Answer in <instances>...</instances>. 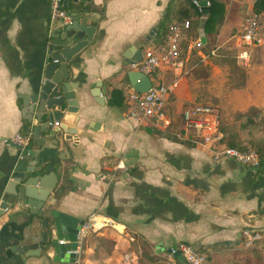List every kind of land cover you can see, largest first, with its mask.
<instances>
[{"label": "crops", "instance_id": "0c3cea01", "mask_svg": "<svg viewBox=\"0 0 264 264\" xmlns=\"http://www.w3.org/2000/svg\"><path fill=\"white\" fill-rule=\"evenodd\" d=\"M218 1L225 7L223 21L207 32L208 15L194 19L183 66L162 67L154 76L172 88L168 126L139 125L128 113L129 95L141 77L131 58L138 50L142 55L163 50L156 41L158 26L172 0L69 4L68 17L96 27L95 42L69 66L72 99L59 122L76 135L68 148L57 150L58 182L46 204L78 226L83 222L75 264H100L97 254L101 264L121 261L115 254L138 240L167 255L185 243L213 256L231 251L240 260L239 251L246 248L242 232L264 226V162L256 168L215 161L209 147L187 139L184 130V108L215 100L226 117L242 114L253 120L256 125L246 120V134H255L258 126L257 138L264 143V29L259 42L243 48L250 56L245 67L235 70L226 60L235 46L243 51L237 33L245 16L255 14L257 0ZM81 3L89 10L73 8ZM50 9V0H0V142L29 137L19 96L30 94L41 75L48 36L56 26ZM199 39L203 48H193ZM14 153L0 143V189ZM90 229L112 245L110 254L95 245L83 247L92 240ZM44 233L42 221L28 209L2 216L0 264H48L18 251L24 239ZM173 258L171 264L185 263Z\"/></svg>", "mask_w": 264, "mask_h": 264}, {"label": "water", "instance_id": "95a60500", "mask_svg": "<svg viewBox=\"0 0 264 264\" xmlns=\"http://www.w3.org/2000/svg\"><path fill=\"white\" fill-rule=\"evenodd\" d=\"M204 3L201 2L202 5ZM55 25L48 36L46 58L39 79L31 86L30 94L19 96L30 144L21 146L11 140L0 142L15 151L10 156V168L4 173L0 189V218L28 209L31 216L42 221L45 233L24 239L18 248L19 254L42 257L48 264H75L83 222L78 226L77 220L49 208L46 202L58 182L55 167L57 150L59 147L68 148L76 135V130L55 126L64 115L63 108L72 99L68 85L69 66L93 46L96 27L83 24L74 17L69 22L58 20ZM142 58V51L138 50L131 63H140ZM139 74L141 77L136 90L145 93L152 82ZM61 240L66 244H60ZM172 248L168 254L172 253ZM173 256L183 261L179 252Z\"/></svg>", "mask_w": 264, "mask_h": 264}, {"label": "built area", "instance_id": "2783aa9c", "mask_svg": "<svg viewBox=\"0 0 264 264\" xmlns=\"http://www.w3.org/2000/svg\"><path fill=\"white\" fill-rule=\"evenodd\" d=\"M193 2L200 9H207L211 6L208 0H204L205 3L203 5L198 0ZM51 11L52 21L56 22L61 19L65 22L71 21V17H68L64 10V0H51ZM189 27L188 21L171 26L163 50L148 49L145 51L140 63L131 65L135 71L147 76L152 82V86L145 93L134 91L129 95L130 110L128 117L136 121L137 124L156 123L166 126L170 125L166 105L172 88L164 83L155 82L154 76L162 67L177 68L183 66L181 40L185 30ZM263 29L264 22L262 18L257 14L249 15L244 20L241 35L236 38L237 45L243 49L259 42V36ZM203 46L200 39L192 45L193 48L198 49L203 48ZM249 57L247 49H243L238 56L244 66L249 62ZM182 120L186 138L195 143L208 146L215 161L228 159L244 166L256 168L259 166L260 155L255 149L250 148L241 151L236 148H228L221 143L220 118L215 106L210 104L189 105L182 112ZM55 126H60V122H56ZM12 141L18 145L27 146L30 144V137L17 136L15 141ZM121 166L124 165L121 163L119 167ZM241 237L245 246H252L261 239V234L257 231L244 230ZM60 243L64 244L63 241ZM198 250V247L181 243L172 248V253L169 256L179 252L185 264H205L206 257Z\"/></svg>", "mask_w": 264, "mask_h": 264}, {"label": "rangeland", "instance_id": "374dc122", "mask_svg": "<svg viewBox=\"0 0 264 264\" xmlns=\"http://www.w3.org/2000/svg\"><path fill=\"white\" fill-rule=\"evenodd\" d=\"M248 16L249 15H246L245 18ZM241 33H242V30H240V32H238L237 34L240 36ZM234 45H235V42H234ZM235 48L236 49H233L232 51H230L232 55H229V57L226 60L229 66H231V68H235V70H237L241 66L242 67H245V66L243 65L242 60H239L238 58L239 51L237 52V46H235ZM238 64H240V66ZM205 102H210V103H205V104H211L219 108L220 126L223 132H225L224 133L225 137L230 136V135L234 136L235 138H237L238 145H241V146H245L247 141L258 139L257 138L258 131H261V130H258L259 128L258 126L254 127L256 130L255 134L253 133L246 134V126L241 128L242 124L246 122L245 119L238 118V114H233L232 116L226 117L225 113H222V110L219 107L220 102L218 101L207 100ZM228 126H231V127H228ZM177 132H179V130H177ZM249 135L252 137V139L249 137ZM252 145L253 147L256 148V145L254 144ZM259 231L261 234V239L256 241L252 246L244 245L246 248H243L241 249V251H239V255H241L240 260L234 259L233 256L235 253H232L231 251L230 252L224 251L223 253L219 254V256H213L211 253H209L210 254L209 262L207 264H264V226H262ZM89 232H91V235H93V236L90 235L92 240H86L87 242L84 243L83 247L88 248L91 245H95L96 249L102 248V250H104L106 254H110L112 245L108 242H103L101 240H98L96 237H94L96 236V233L93 231V229H90ZM132 249L135 250L134 256L130 255V252L132 251ZM118 254L119 255L121 254L124 259L121 261H113V264H171L170 259L174 260L173 256H169L166 253L158 252L155 246L151 247L150 244H147L143 240H138V242L136 241L135 245H133L131 249L129 246L123 247L122 249L119 250L118 253L115 254L114 258H119ZM97 258L101 264V257L99 258V254H97Z\"/></svg>", "mask_w": 264, "mask_h": 264}, {"label": "trees", "instance_id": "16d2710c", "mask_svg": "<svg viewBox=\"0 0 264 264\" xmlns=\"http://www.w3.org/2000/svg\"><path fill=\"white\" fill-rule=\"evenodd\" d=\"M193 1L194 0H172V5L169 8L167 16L158 26V35H157L156 41L159 46L163 48L165 47L167 35L169 33L171 26L181 23V22L184 23L188 21L190 24V27L187 30H185L183 38L181 40V51L183 53V51H185L184 48L187 47V44L189 42L191 31L194 29L193 27L194 19L200 18L203 15H208V20L205 25L206 27L205 29L207 32L211 30V27H214L223 21L225 7L218 0H208L211 3V6L207 9L198 8L194 4ZM74 3H75V0H64V10L66 13H69L68 12L70 8L69 4L73 6L75 5ZM73 8L76 10H81V11L89 10V7L83 6V3ZM254 13L257 15H261V14L264 15V0L256 1L254 5ZM238 118H243L251 122L252 125H256L253 120H250L245 115L239 114ZM244 126H246V122L242 124L241 128H243ZM228 127H231V126H228ZM220 132L222 134L221 143L224 144V146L228 148H236L241 151H245L250 148L255 149L260 155V163H259L258 168L262 167L263 162H264V143H261L258 139H253L252 141H247L245 146H241V145H238L237 138H235L234 136L230 135V136L225 137L224 135L225 132H223V130L221 129V126H220ZM252 144L256 145V148L253 147ZM257 232L260 233V231H257ZM198 251L205 255L206 257L205 264H207L209 262V255H210L209 253H211V251L203 247H200Z\"/></svg>", "mask_w": 264, "mask_h": 264}, {"label": "flooded vegetation", "instance_id": "af4514ba", "mask_svg": "<svg viewBox=\"0 0 264 264\" xmlns=\"http://www.w3.org/2000/svg\"><path fill=\"white\" fill-rule=\"evenodd\" d=\"M50 7H51V0H50ZM50 12H51V15H52V11H51V9H50Z\"/></svg>", "mask_w": 264, "mask_h": 264}, {"label": "bare ground", "instance_id": "6f19581e", "mask_svg": "<svg viewBox=\"0 0 264 264\" xmlns=\"http://www.w3.org/2000/svg\"><path fill=\"white\" fill-rule=\"evenodd\" d=\"M100 225V223H98V225L97 226H99Z\"/></svg>", "mask_w": 264, "mask_h": 264}]
</instances>
